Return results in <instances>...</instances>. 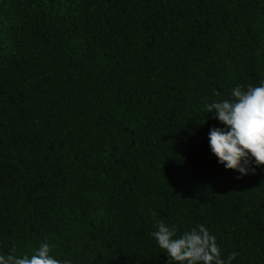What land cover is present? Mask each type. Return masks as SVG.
<instances>
[{"label": "trees", "instance_id": "obj_1", "mask_svg": "<svg viewBox=\"0 0 264 264\" xmlns=\"http://www.w3.org/2000/svg\"><path fill=\"white\" fill-rule=\"evenodd\" d=\"M261 79L264 0H0V253L168 264L163 219L264 264V167L225 170L205 111Z\"/></svg>", "mask_w": 264, "mask_h": 264}, {"label": "clouds", "instance_id": "obj_2", "mask_svg": "<svg viewBox=\"0 0 264 264\" xmlns=\"http://www.w3.org/2000/svg\"><path fill=\"white\" fill-rule=\"evenodd\" d=\"M213 92L216 97L221 96L220 92ZM205 111L223 125L210 129L208 141L211 154L225 170L238 172L239 180L255 174L256 167H264V79L246 90L235 86L230 99L206 102ZM150 235L166 254L168 264H232L237 255L230 253L224 258L216 237L203 224L178 235L175 225L169 226L160 219ZM52 250L53 245L47 240L31 254L18 253L12 243L6 254L0 253V264H73L71 259L56 258Z\"/></svg>", "mask_w": 264, "mask_h": 264}]
</instances>
